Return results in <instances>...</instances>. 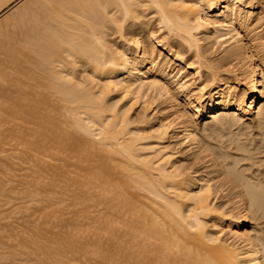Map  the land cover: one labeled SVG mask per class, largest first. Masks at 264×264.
Returning <instances> with one entry per match:
<instances>
[{"label":"bare ground","instance_id":"bare-ground-1","mask_svg":"<svg viewBox=\"0 0 264 264\" xmlns=\"http://www.w3.org/2000/svg\"><path fill=\"white\" fill-rule=\"evenodd\" d=\"M263 25L264 0H0L24 264H264ZM72 211L88 249L57 231ZM4 213L14 257L31 231Z\"/></svg>","mask_w":264,"mask_h":264},{"label":"rangeland","instance_id":"rangeland-1","mask_svg":"<svg viewBox=\"0 0 264 264\" xmlns=\"http://www.w3.org/2000/svg\"><path fill=\"white\" fill-rule=\"evenodd\" d=\"M263 29H264V25L262 26V28H261L260 30H263ZM263 31H264V30H263ZM263 33H264V32H263ZM260 90H261V88H260ZM5 98H6V97H5ZM5 98H4V99H5ZM0 99H1V98H0ZM6 99H7V98H6ZM3 105L5 106V104H3ZM6 105H7V104H6ZM17 179H18V181H20L21 178H17ZM1 183H2V185L0 186V190H3V189H4V186H5L6 184L4 185V184H3L4 182L0 181V184H1ZM19 183H20V182H19ZM13 184H14V187H15L17 183H16V184H15V183H12V184L10 183V185H12V186H13ZM3 185H4V186H3ZM7 185H8V184H7ZM18 185H19V184H18ZM1 187H2V188H1ZM10 187H11V186H10ZM17 187H18V188H17ZM6 188H9V185H8ZM6 188L4 189V191L6 190ZM16 188H17V190H19L20 186H16ZM17 190H16V191H17ZM1 192H2V191H0V193H1ZM16 193H17V192H16ZM3 194H4V193H3ZM14 194H15V193H14ZM17 194H18V193H17ZM5 195H6V194H5ZM15 196H16L17 200H14V199H13V201H15V203H17L18 201L21 200V199H18L19 196H20V194H19V195H15ZM3 197H5V196L2 195V198H1V196H0V199H1V200L4 199ZM1 200H0V201H1ZM5 200H6V201H5ZM4 201H5V202H4ZM4 201L2 200L1 203L3 202L2 204H5V203H9V204H10V202H11V200H9L10 202H8V200H7L6 198L4 199ZM21 201L23 202V204H19V202H18L19 206H21V205H22V206H26V204L24 203L25 201H23V200H21ZM21 201H20V202H21ZM1 203H0V212H1V210L4 209V212H5V210H6V211H8V213L10 214V212H12V210H13V211H14V215L16 216V218L14 217V219L17 220V217H18V216H19V219H20L19 221L17 220V222H16V220H13V216H10V218L12 217V219H10L9 216H8L7 214H5V213H7V212L4 213V212L2 211V212L6 215V217H5V216H4V217H5L6 219H8L7 221H9V219H10V221L13 220V221H11L10 223L12 224V223L15 222L16 224H17V223L20 224L19 226H21V223H22L23 227H21V228H23V230H22V229H19V226H18V227L15 226L16 229L18 228L19 230H22L24 233H25V232L28 233V231H31V232H29L30 234L28 233V236H27V237H25V238L23 237L24 240L22 239V241H25V240H26V241H25V244H23L24 248H23L22 246H20V244H18V245H19L18 247H21L20 250H18L19 252L22 251V248H23V253H20V255H19V252L17 251V249H15L16 252L13 251V249L16 248V245H17V244H16V241H13V240H17V239H16L15 232H16V231H17V232H20V231H18V230L14 231V229L11 228V229H13L12 231H13V234L15 235V239H14V237L12 238V237L9 236V235H10L9 233H4V232H7L6 228H5V229H3V228L1 229V228H0L1 230H4V231H2V232L0 231V232L2 233V234H0L1 236H2L3 234H5L6 237L9 236V237L6 238V239H4V237H3V238H2L1 236H0V237L2 238V240H7V242L10 243V244H11V242H12V243H13V242L15 243V244L13 245L14 248H11V250H12L13 252H15V253L18 255V257L21 256V257H20V261H21V263H22L23 260H26V259H27L26 261L29 262L30 258H32V257H31V255H30V257L27 258V256L29 255V254L27 253V251H28V249H29V248L27 249V245H28L29 243H33L34 240H38V238L40 237V236H38L39 233H38L37 230H38L39 225L37 224V222H38V221L40 222L41 217H38L37 219H34V218H35V217H34L33 219H34L35 221H33V219L30 218V220H29L30 222H28V220H26V219H27L26 215L28 214V211H25V210H26V207H23V209H25L24 211L27 213L26 215H24L25 218H26V219H25L24 216H23V214H25L24 211H23V212H24L23 214L20 213V214H18V216H17V211H18V210H23V209H19V206H18V210H15V209H16L15 207H17L18 204L16 205V204L14 203V207H13V208H15V209H12V206H13L12 203H13V202L11 203V206H10L9 204H7V205L5 204L6 206L3 205L2 207H1V205H2ZM24 204H25V205H24ZM15 205H16V206H15ZM8 206H9V207H8ZM22 206H21V207H22ZM21 207H20V208H21ZM10 208H11V211L9 210ZM15 212H16V213H15ZM19 212H22V211H19ZM19 212H18V213H19ZM3 213L0 214V219H4V218L2 217V216H3ZM12 214H13V212H12L10 215H12ZM71 214H72V216H71V215H68V216H67V214H65L64 217H63L61 220H57V221L55 222V224H56V226H57V231L61 234L62 237H65L66 235H68V234H70V233H72V232H76V231H78V232H79V244H80L83 248L88 249V248L90 247L91 240H90V238H89V233L85 231V229H86V225L81 226V223H83V220L81 221L80 219H78V216H77V213H76V212L74 213V212L72 211ZM28 215H29V214H28ZM20 216H21V217H20ZM22 216H23V217H22ZM29 217H30V216H28V218H29ZM2 221H3V220H0V224L4 222V221H3V222H2ZM5 221H6V220H5ZM20 221H21V222H20ZM24 222H25V223H24ZM5 223H6V222H5ZM5 223H3L2 225H4ZM10 223L7 222V224H10ZM15 223H14V225H16ZM27 223H28V224L30 223V224H29V226L31 225L30 227L35 226V223H36L37 226H38V227L36 228V231H37V232L35 231V232L33 233V230H31L32 228L29 229L30 227L27 226V225H28ZM85 223H86V222H85ZM7 224H6V226H7ZM11 224H10V225H11ZM2 225H1V227H2ZM6 226H3V227H6ZM11 226H12V225H11ZM11 226H10V227H11ZM25 226H26V227H25ZM7 227H8V226H7ZM10 227H9V229H10ZM12 227H13V226H12ZM24 227H25L26 231H25ZM33 228L35 229V227H33ZM47 228H50V227H47ZM47 228H46L45 231H48V232H46L45 234H42L41 237H45V238H46L47 236L49 237V235H51V233H50V229L48 230ZM7 229H8V228H7ZM9 229H8V230H9ZM28 229H29V230H28ZM5 230H6V231H5ZM12 231H11V232H12ZM31 233H33V234H32L33 236L31 235ZM8 234H9V235H8ZM13 234H12V235H13ZM34 234H35V235H34ZM14 235H13V236H14ZM20 235L22 236L23 234H20ZM24 235L26 236L27 234H24ZM3 236H4V235H3ZM17 236H18V234H17ZM18 237H19V239L21 238L20 236H18ZM18 237H17V238H18ZM9 239H10V240H9ZM41 239H42V238H41ZM8 240L11 241V242H9ZM43 240H44V239H43ZM7 242H6V243H7ZM17 242L20 243L18 240H17ZM3 243H4V242H2V244H3ZM6 243H4V244H6ZM8 243H7V244H8ZM22 243H23V242H22ZM22 243H21V244H22ZM0 244H1V243H0ZM2 244H1L0 246H2ZM7 244H6V245H7ZM31 245H32V244H31ZM31 245H30V246H31ZM10 246H11V245H10ZM10 246H9V247H10ZM2 247H3V248H2ZM2 247H0V250L3 249V250H1V251L3 252V253H1V254H3V255H2L3 257L0 256V257H2V258H1V263H2V260H3V262H5L4 264H11V263H12L11 261H13V259H14V261H13L12 264H14V262L16 263V259H19V258L16 256V254H15V256L13 257L14 254L11 253V252H9V250H10L9 248H6V246H2ZM4 249H5V250L7 249L8 252H5ZM7 250H6V251H7ZM1 251H0V252H1ZM24 252H26V253H24ZM9 253L12 254V258H11V259H10L11 255H10ZM1 254H0V255H1ZM21 254H22V255H21ZM4 255H5L6 257H5ZM22 256H23L24 258H23ZM15 257H16V258H15ZM4 258H5V259H4ZM21 258H23V259H21ZM28 259H29V260H28ZM20 261H19V262H20ZM26 261H25V262H26ZM17 262H18V261H17ZM30 262L32 263L33 261L30 260ZM30 262H29V263H30ZM17 264H19V263H17ZM22 264H24V261H23ZM26 264H27V263H26Z\"/></svg>","mask_w":264,"mask_h":264}]
</instances>
